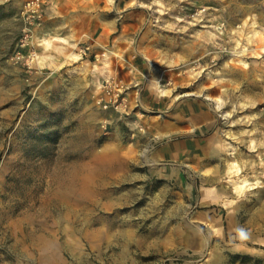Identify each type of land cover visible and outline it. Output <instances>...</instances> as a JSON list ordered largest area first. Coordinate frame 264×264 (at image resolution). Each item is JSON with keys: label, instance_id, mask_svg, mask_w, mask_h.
<instances>
[{"label": "rangeland", "instance_id": "374dc122", "mask_svg": "<svg viewBox=\"0 0 264 264\" xmlns=\"http://www.w3.org/2000/svg\"><path fill=\"white\" fill-rule=\"evenodd\" d=\"M117 1L62 66L0 4V264H264V0Z\"/></svg>", "mask_w": 264, "mask_h": 264}, {"label": "crops", "instance_id": "0c3cea01", "mask_svg": "<svg viewBox=\"0 0 264 264\" xmlns=\"http://www.w3.org/2000/svg\"><path fill=\"white\" fill-rule=\"evenodd\" d=\"M6 1L8 3H5ZM113 1H115L114 5L106 11V0H49L44 17L39 25L36 26V30L38 31L36 36L39 40L43 36L49 40L57 38L68 41L69 45L72 46H78L77 40L88 38L91 41V46L97 52L102 48L106 36L105 16L110 15L111 12L112 14H120L122 12L118 3L119 1ZM23 3L22 0H0V4H4L3 7L5 9L12 7L15 11L21 9ZM72 10L76 11V13L72 12ZM89 17L91 18L90 20ZM71 18H73V27L70 25ZM90 23L93 27L92 29L89 28ZM75 33L78 39L74 38ZM55 42L58 43L57 41ZM50 62L53 65L58 63L53 60H50ZM191 104L196 107H191ZM176 108L180 109L176 114L181 119H186V108L192 112V122L195 123L193 130L197 134H205L215 127V120L210 119L208 109L202 108L199 104L188 103L182 100L177 103ZM209 122L210 125L208 126Z\"/></svg>", "mask_w": 264, "mask_h": 264}, {"label": "bare ground", "instance_id": "6f19581e", "mask_svg": "<svg viewBox=\"0 0 264 264\" xmlns=\"http://www.w3.org/2000/svg\"><path fill=\"white\" fill-rule=\"evenodd\" d=\"M251 26L254 25V23L250 24ZM216 28V26H214ZM209 29L205 30L206 37L208 39H214L215 38V32L211 29V26H208ZM217 30V29H216ZM260 32L258 30L254 29V32L252 35L248 36L249 41H253L256 37H259ZM57 41L58 43H56ZM38 44L43 47L44 50L48 51V54L46 55L47 58L52 59L53 61L59 62V65L62 66L64 61L70 62L78 57V54H76L71 47L69 46L68 41L59 40L57 38H53V40H49L47 37H44L40 40H38ZM74 46V45H73ZM245 50V48L243 49ZM264 54V46L261 47L260 53H258V57H263ZM237 64H240L244 67L247 66V63L243 60H237ZM95 64V63H93ZM154 88L157 90L159 95H165V92L160 89V86H158V83H155ZM233 172V171H231ZM258 183V181H250V180H232V184L236 189H240L243 187H250Z\"/></svg>", "mask_w": 264, "mask_h": 264}, {"label": "built area", "instance_id": "2783aa9c", "mask_svg": "<svg viewBox=\"0 0 264 264\" xmlns=\"http://www.w3.org/2000/svg\"><path fill=\"white\" fill-rule=\"evenodd\" d=\"M49 4V0H26L22 8L20 10L19 18L22 22V28H21V39H20V48H25L27 46L28 39L33 31V29L39 25L42 18L44 17V14L46 12L47 6ZM225 27H222V30H224ZM225 52H228L229 54H233V51H228L226 47H223ZM21 59V53L20 50L16 54V60ZM113 85V83L106 81L105 89L108 90L109 93L110 87ZM122 86V85H121ZM121 86H118L119 90L122 88ZM117 97H119V93L116 94ZM120 103L121 106L122 103L126 100L125 95H122L120 97Z\"/></svg>", "mask_w": 264, "mask_h": 264}, {"label": "trees", "instance_id": "16d2710c", "mask_svg": "<svg viewBox=\"0 0 264 264\" xmlns=\"http://www.w3.org/2000/svg\"><path fill=\"white\" fill-rule=\"evenodd\" d=\"M235 258H237V260H238V259H242V260H240L241 263H245L246 260L249 259L248 256H243V255H236ZM237 260H235V261H237Z\"/></svg>", "mask_w": 264, "mask_h": 264}]
</instances>
